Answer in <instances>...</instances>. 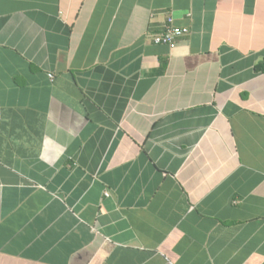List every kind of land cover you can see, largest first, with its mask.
<instances>
[{
	"label": "crops",
	"instance_id": "crops-1",
	"mask_svg": "<svg viewBox=\"0 0 264 264\" xmlns=\"http://www.w3.org/2000/svg\"><path fill=\"white\" fill-rule=\"evenodd\" d=\"M0 264H264V0H0Z\"/></svg>",
	"mask_w": 264,
	"mask_h": 264
},
{
	"label": "built area",
	"instance_id": "built-area-1",
	"mask_svg": "<svg viewBox=\"0 0 264 264\" xmlns=\"http://www.w3.org/2000/svg\"><path fill=\"white\" fill-rule=\"evenodd\" d=\"M189 33L187 28L176 27L172 18H168L164 26V31L153 37L156 44L167 45L170 49L176 47L177 41ZM107 195V194H106Z\"/></svg>",
	"mask_w": 264,
	"mask_h": 264
}]
</instances>
